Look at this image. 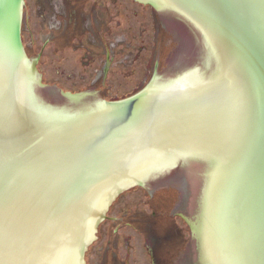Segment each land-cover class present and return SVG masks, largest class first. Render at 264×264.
Segmentation results:
<instances>
[{
	"label": "water",
	"instance_id": "1",
	"mask_svg": "<svg viewBox=\"0 0 264 264\" xmlns=\"http://www.w3.org/2000/svg\"><path fill=\"white\" fill-rule=\"evenodd\" d=\"M168 209L264 264V0H0V264H153L103 221Z\"/></svg>",
	"mask_w": 264,
	"mask_h": 264
},
{
	"label": "flooded vegetation",
	"instance_id": "2",
	"mask_svg": "<svg viewBox=\"0 0 264 264\" xmlns=\"http://www.w3.org/2000/svg\"><path fill=\"white\" fill-rule=\"evenodd\" d=\"M153 12L155 11L153 10ZM179 24L181 29H186L181 23ZM105 57H106V61H108L109 58L108 51L106 52ZM153 77H155V75H153L152 78ZM177 210L178 209H171V210L168 209L165 210L164 212L153 211L151 217L147 219L138 217L139 215L132 217L129 214H127V216L124 215L120 216V218H116V219L106 217V219L103 222L105 221L120 222L121 224L128 226V229L130 228L129 230H131L135 234V236L137 237L141 236L142 238L147 239V242L150 243L149 248L151 249L149 256H151L153 264L183 263L184 260L186 259L185 254H183V249H187V248L190 249L192 242H191L189 226L187 225V222L184 220L185 215L182 212H177ZM144 220H147L145 224H144ZM176 220H180L182 222L183 224L182 227L184 231L179 225H177ZM120 232L121 231L118 230L117 234L119 235ZM126 238L128 239V236ZM149 239L153 240L154 244H151V242H149L150 241ZM172 242L174 243L173 244L174 246L179 245L180 250H177L178 253H176L174 256H169L165 254L162 257H160L159 255H157L158 253L157 248L160 249V247L170 244ZM188 260H190V258H188Z\"/></svg>",
	"mask_w": 264,
	"mask_h": 264
}]
</instances>
